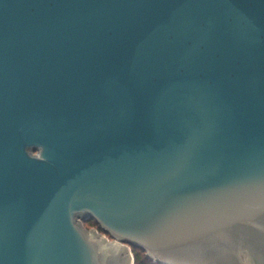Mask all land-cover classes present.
Segmentation results:
<instances>
[{
  "label": "water",
  "instance_id": "obj_1",
  "mask_svg": "<svg viewBox=\"0 0 264 264\" xmlns=\"http://www.w3.org/2000/svg\"><path fill=\"white\" fill-rule=\"evenodd\" d=\"M131 248L264 264V0H0V264Z\"/></svg>",
  "mask_w": 264,
  "mask_h": 264
},
{
  "label": "trees",
  "instance_id": "obj_2",
  "mask_svg": "<svg viewBox=\"0 0 264 264\" xmlns=\"http://www.w3.org/2000/svg\"><path fill=\"white\" fill-rule=\"evenodd\" d=\"M84 224L87 226L96 227L97 230L101 232V234L105 235L101 230H99L98 225L93 220H89ZM131 253L134 261L133 264H157L147 258L145 253L139 249L131 248Z\"/></svg>",
  "mask_w": 264,
  "mask_h": 264
},
{
  "label": "rangeland",
  "instance_id": "obj_3",
  "mask_svg": "<svg viewBox=\"0 0 264 264\" xmlns=\"http://www.w3.org/2000/svg\"><path fill=\"white\" fill-rule=\"evenodd\" d=\"M77 225H78L81 229H83L84 232H91V231H94V232H95V231H96V232H98V233L100 234L101 237L103 236L104 238H108L107 235H103V234H101V232L98 231L96 227L87 226V225H85L84 223H81V220H80V219H77ZM108 239H109V238H108Z\"/></svg>",
  "mask_w": 264,
  "mask_h": 264
}]
</instances>
